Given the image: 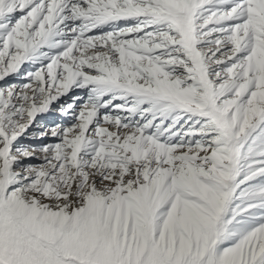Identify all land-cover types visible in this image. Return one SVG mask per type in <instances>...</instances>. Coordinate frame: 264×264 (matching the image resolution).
<instances>
[{
	"label": "snow or ice",
	"instance_id": "6c2138e0",
	"mask_svg": "<svg viewBox=\"0 0 264 264\" xmlns=\"http://www.w3.org/2000/svg\"><path fill=\"white\" fill-rule=\"evenodd\" d=\"M0 82V264H264V0H0Z\"/></svg>",
	"mask_w": 264,
	"mask_h": 264
},
{
	"label": "rangeland",
	"instance_id": "374dc122",
	"mask_svg": "<svg viewBox=\"0 0 264 264\" xmlns=\"http://www.w3.org/2000/svg\"><path fill=\"white\" fill-rule=\"evenodd\" d=\"M9 82H13L11 77L9 78ZM0 83H2V82H0ZM57 118H58V117H57Z\"/></svg>",
	"mask_w": 264,
	"mask_h": 264
}]
</instances>
